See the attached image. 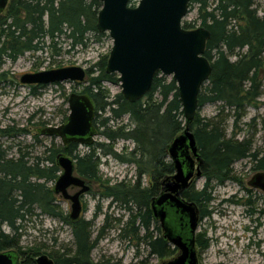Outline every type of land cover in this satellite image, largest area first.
<instances>
[{
    "label": "trees",
    "instance_id": "obj_1",
    "mask_svg": "<svg viewBox=\"0 0 264 264\" xmlns=\"http://www.w3.org/2000/svg\"><path fill=\"white\" fill-rule=\"evenodd\" d=\"M131 4L136 6L133 0ZM255 4L256 0H192L189 8H197V19L183 22L187 30L204 27L211 32L205 57L212 65V75L200 91L199 108L221 103L216 117L204 118L198 112L189 126L204 160L201 170L205 183L198 190L194 182L182 196L198 205L201 219L212 215L208 208L215 200L217 187L227 182L241 183L234 172L237 162L250 159L253 170L264 169V159H258L250 140H239L236 134L228 137L227 117L223 118L225 109L230 108L238 120L248 108L257 107L264 95V16H259ZM101 8L97 0H10L1 17L0 68L6 60L16 62L26 53L49 49L59 54L55 40L63 36L71 40L73 46L84 43L88 34L99 32ZM108 59V56L103 57L96 66L97 76H93L92 68L87 70L89 85L79 93L93 100L95 126L106 142L96 141L85 147V152L75 143L57 145L55 138H51V146H45L40 131L48 126L38 123L34 139L45 151L30 162L27 153L21 152L18 158L9 157L12 147L2 141L24 134L26 129L0 128V252L17 251L21 264H35V259L42 254H48L56 264H122L92 259V252L105 230L110 228V216H106L98 237L93 238V221L82 218L72 221L70 214L60 207V200L50 187L62 173L57 163L59 154L71 157L76 174L89 186L97 185L101 198L111 199V204L127 214L125 222L116 219L120 238L136 242L137 247L145 246L149 256L159 259H171L177 254V249L163 238L160 224L153 218L151 201L161 193L163 180L175 173L167 149L186 127L178 86L172 78L159 73L149 93L131 103L121 92L113 95L104 86L106 82L119 83L117 74L106 72ZM2 81H7L5 73L0 75ZM30 87L31 93L36 94L45 86ZM68 114L69 109H66L62 124L68 120ZM125 117L127 123H124ZM120 140L130 141L134 147L131 150L124 147L118 152L115 145ZM102 156L135 166L136 180L125 179L115 184L104 180L100 173ZM36 211L71 227L73 251L65 250L55 256L43 252L42 246L21 245L24 223L36 215ZM99 213L98 204L95 217ZM5 226L9 232L4 230ZM196 243L201 251L210 246V240L201 234L196 236ZM131 264L149 263L146 258Z\"/></svg>",
    "mask_w": 264,
    "mask_h": 264
},
{
    "label": "rangeland",
    "instance_id": "obj_2",
    "mask_svg": "<svg viewBox=\"0 0 264 264\" xmlns=\"http://www.w3.org/2000/svg\"><path fill=\"white\" fill-rule=\"evenodd\" d=\"M139 1L133 0V4L137 5ZM255 7L258 9L259 16H264V0H256ZM197 15V8H192L183 22H194ZM196 25L199 24L196 23ZM55 41L59 54L49 49L35 54L26 53L16 62L6 60L0 68V75L3 73L7 75V81L0 82V128L15 127L16 129L24 128L27 131L24 134L2 140L7 146L12 147L9 157L18 158L21 152L27 153V160L34 162L37 156H41L45 147L35 142L34 135L38 134L37 124L43 122L47 126L61 125L63 113L68 109L66 97L73 92L81 93L89 85L86 76L81 85L70 82L53 84L32 94L30 86L21 84V76L26 73L72 66L82 67L86 72L92 68L93 76H97L99 69L96 66L103 57H109L113 47V39L108 32L88 34L84 43L75 46L65 36ZM104 86L113 95L121 92L119 83L106 82ZM263 102L264 95L259 99L257 107L248 108L244 116L238 120H236L235 111L230 108H226L223 115V118L227 117L228 137L236 134L239 140H250L254 150L259 153V157L264 156ZM220 106L221 103L205 104L199 108L198 112L201 117L214 118L220 112ZM127 122L128 118L125 117L124 123ZM41 137L45 146H51V138ZM95 140L106 142V139L99 135L95 137ZM55 142L57 145L61 143L59 139H55ZM124 147L131 150L134 146L132 142L122 140L115 145L118 152H121ZM80 149L83 152L86 151L83 146ZM234 172L240 178L241 183L227 182L224 186L217 187L214 191L215 200L208 208V211H212V215L200 220L197 235L201 234L210 240V246L205 251L197 248L200 264H264V213H262L264 196L258 190L248 186V182L257 171L253 170L251 160L245 159L234 165ZM100 173L104 180H111L112 184L125 179L136 180L135 166L120 163L109 156H102ZM204 183L205 178L203 177L197 180L196 189H202ZM54 185L55 182L50 183V187L53 188ZM90 187L91 191L83 196L84 209L81 218L94 222L93 238L98 237L106 216L111 217L110 228L105 230L92 252L94 262L105 259L112 263L131 264L147 258L149 264H162L163 261L168 260L149 256L145 246L137 247L136 242L120 238V225L116 219L125 222L128 218L127 214L116 204H111V199L101 198L97 185L91 184ZM57 197L60 200V207L70 213V204L62 197ZM98 204L101 207V213L95 217ZM35 213L36 215L31 216L24 223L21 231L23 247L42 246L43 252L55 256L65 250L68 252L74 250L70 226L50 216L40 215V211ZM4 230L10 231L6 226ZM138 251L140 254H137Z\"/></svg>",
    "mask_w": 264,
    "mask_h": 264
},
{
    "label": "water",
    "instance_id": "obj_3",
    "mask_svg": "<svg viewBox=\"0 0 264 264\" xmlns=\"http://www.w3.org/2000/svg\"><path fill=\"white\" fill-rule=\"evenodd\" d=\"M97 1L102 4L97 29L100 33L108 32L113 39L106 72L118 75L123 97L131 103L142 100L159 73L171 77L178 86L186 127L168 146L175 173L163 180L161 193L151 201V211L160 224L163 238L177 249V254L162 264H200L196 243L200 209L182 193L203 177L204 160L189 126L199 111L200 91L212 75V65L205 57L211 32L204 27L183 28L192 0H140L136 6H132V0ZM9 2L0 0V15ZM86 76L85 69L72 66L26 73L20 82L26 86L83 83ZM68 109L65 123L48 126L40 134L59 139L63 146L93 145L98 132L96 106L91 97L71 93ZM57 163L62 173L53 191L70 202V218L77 221L83 212L81 197L89 193L91 187L76 174L71 157L59 154ZM248 186L264 192V172L256 173ZM72 187L79 190L70 194ZM0 264H21V256L15 250L0 252ZM35 264H54V261L42 254L35 259Z\"/></svg>",
    "mask_w": 264,
    "mask_h": 264
},
{
    "label": "flooded vegetation",
    "instance_id": "obj_4",
    "mask_svg": "<svg viewBox=\"0 0 264 264\" xmlns=\"http://www.w3.org/2000/svg\"><path fill=\"white\" fill-rule=\"evenodd\" d=\"M6 11V10H5ZM5 11L0 15V32H1V17L4 15V13H5ZM24 86H26V85H24ZM31 86H36V85H31ZM258 159L259 160H261V159H264V156L263 157H259V153H258ZM257 172L256 173H260V172H264V169H259V170H256ZM196 182V181H195ZM251 188V187H250ZM253 189V188H252ZM79 189L78 188H74V187H72V188H70L69 189V193L70 194H75L77 191H78ZM255 190H257V189H255ZM91 191V190H90ZM248 191H249V189H248ZM259 192H260V194H262L263 196H264V192L263 191H261V190H258ZM86 195V194H85ZM84 196V195H83ZM81 197V202H82V207H83V200H84V197ZM263 201H264V197H263ZM67 203H69L70 204V202L69 201H66ZM70 207H71V204H70ZM83 209H84V207H83ZM83 213V212H82ZM262 213H264V211L262 212ZM70 214V213H69ZM82 216V215H81ZM81 218V217H80ZM79 218V219H80ZM71 219V218H70ZM163 235V234H162ZM53 259V258H52ZM53 261H54V264H56V262H55V260L53 259Z\"/></svg>",
    "mask_w": 264,
    "mask_h": 264
}]
</instances>
